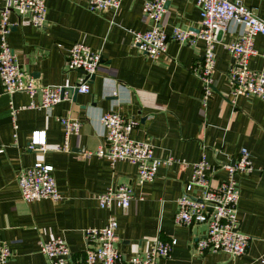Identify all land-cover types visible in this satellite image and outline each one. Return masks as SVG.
Here are the masks:
<instances>
[{"label": "crops", "instance_id": "1", "mask_svg": "<svg viewBox=\"0 0 264 264\" xmlns=\"http://www.w3.org/2000/svg\"><path fill=\"white\" fill-rule=\"evenodd\" d=\"M241 1L264 20V0ZM144 2L122 0L112 16L110 11H88L85 0H46L45 28L12 30L9 41L18 61L42 84L80 81L79 71L65 69L68 49L77 42L101 50L102 61L88 93L49 108L28 107L29 95L7 94L0 79V236L13 252L8 264H50L39 241L55 236L67 241L77 264L84 254V231L103 227L110 214L118 222L116 248L125 257L148 249L156 238H174L176 244L162 264H260L264 258V101L243 96L231 100L227 72L232 57L218 43L212 94L203 108L194 68L201 64L204 42L180 45L169 38L166 53L151 60L133 46L129 33L147 27L142 19ZM3 6L0 0V20ZM16 19L12 13L11 20ZM160 24L168 34L174 26L197 30L199 9L193 0H170ZM241 31L240 23L230 21L218 37L230 43ZM254 47L249 67L258 69L264 64V35H255ZM11 101L18 108L17 127ZM108 111L135 119L131 137L149 140L154 155L165 161L151 183L136 184V164L123 160L111 164L96 155L104 141L99 117ZM61 117L80 122L79 133L70 137L69 152L58 150L66 141ZM36 130L46 131L45 150L27 148ZM242 147L249 151L253 166L240 174L237 204L239 229L249 237L247 249L237 257L222 252L193 255V246L206 229L202 224H175L176 198L203 148L212 169L210 184L216 186L226 176L221 165L236 160ZM38 161L54 166L63 194L59 201L22 198L19 172ZM118 184L132 186L135 199L125 210L100 208L96 195Z\"/></svg>", "mask_w": 264, "mask_h": 264}, {"label": "built area", "instance_id": "2", "mask_svg": "<svg viewBox=\"0 0 264 264\" xmlns=\"http://www.w3.org/2000/svg\"><path fill=\"white\" fill-rule=\"evenodd\" d=\"M0 20V79L7 94L25 92L30 97L31 108H49L73 98L74 90L85 94L90 91L91 75L99 70L102 53L88 45L77 42L69 47L66 71H81L80 81L72 85H50L40 83L28 73L18 61L10 44L9 36L15 27L34 26L45 28L47 24L46 0H2ZM170 0H145L142 7V19L147 22L143 31L129 30L132 44L151 60L166 53L168 39L180 45L193 44L197 39L204 42L201 64L194 68V73L201 82V103L206 108L212 94L213 71L215 67V46L221 43L232 57L227 77L231 83L230 96L255 97L264 101V64L258 69L249 67L250 57L256 54L254 37L264 35V20L241 0H193L199 9L200 27L197 30L174 26L168 34L160 24L165 11V4ZM86 8L93 13L110 11L115 16L122 0H85ZM15 13L17 19L11 20ZM230 21L242 26V31L230 43H222L218 35L225 31ZM113 21H111V24ZM58 47H62L58 44ZM11 112L16 124L18 108L11 101ZM26 106H23L24 108ZM99 121L104 130V141L96 150V155L106 157L112 164L116 160L128 161L137 165L135 182L142 186L154 181L158 167L163 161L153 153V144L149 140H137L131 137V131L137 121L115 111L101 114ZM64 128L65 144L58 150L71 151L70 137L79 133L80 122L76 118L61 117ZM47 146L46 131H33L27 148L42 149ZM171 160V159H169ZM221 167L226 176L216 186L210 184L211 164L205 156L204 148L200 158L193 164L191 177L183 185L182 193L176 198L174 222L181 226L202 224L206 232L195 242L192 254L203 255L205 252H222L231 257L245 253L249 237L239 229L237 204L240 198V174L252 169L249 151L242 147L239 156ZM55 168L49 163L38 161L23 167L18 175V185L24 200L50 198L62 199L58 189ZM136 195L132 186L118 184L109 186L96 195L100 208L112 210L127 209ZM144 196L140 195L139 199ZM117 219L110 214L106 224L100 228L84 231L83 256L77 264H162L161 260L169 256L176 239L156 238L151 246L141 252L125 257L116 248ZM40 250L50 264H76L70 246L61 236L41 239ZM11 247L0 236V264H8L12 257ZM264 264V258L259 259Z\"/></svg>", "mask_w": 264, "mask_h": 264}, {"label": "water", "instance_id": "3", "mask_svg": "<svg viewBox=\"0 0 264 264\" xmlns=\"http://www.w3.org/2000/svg\"><path fill=\"white\" fill-rule=\"evenodd\" d=\"M169 3V1L166 2L165 6H167V4ZM79 73H82L81 71H79ZM94 77V75H91V79ZM78 87L75 88L74 90V95H73V99H76L77 98V95H78Z\"/></svg>", "mask_w": 264, "mask_h": 264}]
</instances>
